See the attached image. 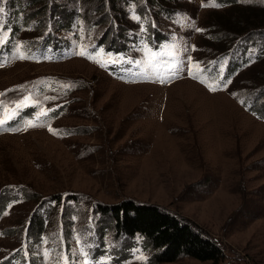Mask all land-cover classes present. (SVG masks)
I'll return each mask as SVG.
<instances>
[{"label":"rangeland","instance_id":"1","mask_svg":"<svg viewBox=\"0 0 264 264\" xmlns=\"http://www.w3.org/2000/svg\"><path fill=\"white\" fill-rule=\"evenodd\" d=\"M176 1V18L160 14L156 20L155 29L171 38L160 49L143 40L113 56L95 44L110 29L89 33L94 26L78 22L77 34L68 35L53 23L39 37H68L74 53L41 58L30 54L39 32L23 28L16 35L20 51L0 64V264L13 256L19 260L12 264H27L34 255L38 264H71L87 243L94 259L107 254L106 264H150L151 254L139 248L124 260L129 262L115 260L138 238L127 249L131 240L117 237L112 220L97 211L124 200L157 205L192 222L221 245L225 264H264V42L251 47L252 55L237 53V64L261 59L238 71L226 89L209 91L223 79L219 67H206L225 55L219 49L227 44L215 39L219 29L212 24L261 17L264 0H238L240 11L228 17L232 6H212L216 0ZM132 11L130 23L144 25ZM56 18L52 12L47 21ZM6 28L0 25V47L10 35ZM116 43L123 44L120 37ZM172 45H179L184 63L169 79V60L177 55ZM221 62L224 69L228 61ZM29 106L39 111L36 118L9 126ZM52 107L58 108L54 119ZM41 217L43 241L33 249L28 227ZM172 264L210 263L184 257Z\"/></svg>","mask_w":264,"mask_h":264},{"label":"trees","instance_id":"2","mask_svg":"<svg viewBox=\"0 0 264 264\" xmlns=\"http://www.w3.org/2000/svg\"><path fill=\"white\" fill-rule=\"evenodd\" d=\"M237 1L217 0L220 7L226 4L232 6L226 17L235 16V12L240 11L241 8L235 6ZM177 5L176 0H7L6 5L3 6L4 16L9 18V26L13 31L12 46H7L6 50L9 53L18 50L19 39L16 35L20 34L23 28H32L39 32L37 39L33 41L35 46L30 48L32 52L44 50L48 46H53L55 49L61 46L62 51L70 50L73 41L68 37L64 39L63 37L52 36L41 39L39 36L45 32L47 27L52 28L53 23L57 31L68 35H76L77 31L74 30V27L78 22H84L85 24L88 22L89 27L94 26V30H89V33L101 29L104 33L105 29H110L105 40L102 36L100 42H95L97 47H104L109 52L113 51L116 54L124 52L123 54H126L134 46H137L142 38L148 40L155 48H159L171 38L168 35L159 33L153 25L156 24V20L159 21L160 14L167 15L168 19L173 20L176 18L180 13V8ZM133 6L142 17V20H145L143 32H141V27L137 28L130 23L129 14L131 15ZM246 11L254 12V10ZM52 12L57 18L54 22H48L47 16ZM258 12H262L261 17L242 15L238 19H234L233 22L228 19L225 22L218 21L212 24V27L219 29L215 39L219 42L224 38L227 40V44L219 49L221 54H227L235 49H242L243 52L239 53H245L249 46L264 42V7ZM36 20H39V25L36 24L38 27L34 28L32 23ZM82 32L84 34L88 33L86 31ZM110 32L116 36L115 40L112 39L114 36L109 37L111 36ZM119 37L123 44L118 47L116 41ZM109 41H111V44L107 45ZM233 44L235 46L230 49ZM260 59L261 57L257 60V64ZM234 68L229 76H233L235 70L240 71L243 67L235 66ZM263 80L260 85H264ZM47 86L51 90H56L58 85L48 83ZM40 92L39 99L45 96L43 87ZM261 92H257L256 95L260 97ZM249 99V97H246L245 100L249 101ZM29 112L31 113L32 110H29ZM57 114L58 108H56V111L51 112V116H54V118ZM262 119H264V116H262ZM98 210V214L112 220L113 231L117 237L124 236L131 240L127 244V249L135 238L141 237L146 252L151 254L150 264H172L184 257L210 264H225L226 262L225 252L219 243L192 222L160 206L124 200L117 206L101 207ZM32 222V228L28 227L34 234L33 242L30 245L33 249H36L42 245L45 225L42 217L35 218ZM106 232V229H103L100 233L105 236ZM120 255L124 260H126V257H130L126 251L120 252ZM32 258L33 264H38L36 255ZM11 263L10 260L8 264Z\"/></svg>","mask_w":264,"mask_h":264},{"label":"snow or ice","instance_id":"3","mask_svg":"<svg viewBox=\"0 0 264 264\" xmlns=\"http://www.w3.org/2000/svg\"><path fill=\"white\" fill-rule=\"evenodd\" d=\"M212 6L218 7L219 5L213 4ZM2 13H4V8H3V6H0V14H2ZM132 18L134 20H137V21L140 20L139 15L136 14L135 11H134V6H133V11H132ZM2 24H3V20H2V17H0V25H2ZM153 27H155V25H153ZM196 30L197 31H201L200 29H196ZM5 31H6V29H5ZM143 31H144V28L142 26L141 27V32H143ZM172 47L174 49H176L177 55L173 59L169 60V63L173 65V69H172V71L170 73L169 79H174L176 74L183 70V63H184L182 61H179V57H178L179 45H172ZM254 52H255L254 48L248 49L249 55H252ZM79 54L85 55V53L83 51H81ZM19 58L23 59L25 57L20 56ZM188 62H191V57L190 56L188 57ZM211 64L216 65L217 62L216 61H212ZM223 70H224L223 66L218 68V72L221 74V79L224 80L223 85H218L217 87H213L211 85H208L209 91H216V90H218V88H220V89L227 88L228 84L231 83L230 79H225L223 77ZM189 75L192 76V78H194V79L197 78L191 71H189ZM153 79H156V77H154ZM161 82H167V81L166 80H162ZM201 82L203 83L204 81L201 80ZM25 99H27V97H25ZM45 99H48V98L45 97ZM53 99H55V98L53 97ZM57 107H59V106H57ZM48 111H56V109H49ZM3 123H4V121L0 120V124H3ZM33 126H40V125H33ZM48 130L50 132H53V134H55V131L50 127V125L48 126ZM75 219H76V217H73V220H75ZM89 227H91V218L89 219ZM89 235H91V233H89ZM92 247H93V245L90 244V243H87L84 246H82L81 249H80V252L82 253V258L73 257L72 260H71V264H106V261L108 259H110L109 257H107V254L103 258L93 259L89 255V253L87 251H85V248L90 249ZM25 256L26 257L28 256L27 252L25 253Z\"/></svg>","mask_w":264,"mask_h":264},{"label":"bare ground","instance_id":"4","mask_svg":"<svg viewBox=\"0 0 264 264\" xmlns=\"http://www.w3.org/2000/svg\"><path fill=\"white\" fill-rule=\"evenodd\" d=\"M76 62H78V61H76Z\"/></svg>","mask_w":264,"mask_h":264}]
</instances>
